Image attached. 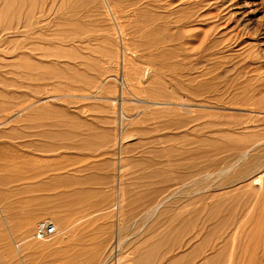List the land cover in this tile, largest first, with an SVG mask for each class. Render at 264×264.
<instances>
[{"label": "rangeland", "instance_id": "1", "mask_svg": "<svg viewBox=\"0 0 264 264\" xmlns=\"http://www.w3.org/2000/svg\"><path fill=\"white\" fill-rule=\"evenodd\" d=\"M162 2L0 0V264H264V0Z\"/></svg>", "mask_w": 264, "mask_h": 264}, {"label": "bare ground", "instance_id": "2", "mask_svg": "<svg viewBox=\"0 0 264 264\" xmlns=\"http://www.w3.org/2000/svg\"><path fill=\"white\" fill-rule=\"evenodd\" d=\"M162 4H161V8L165 9V12H166V15H168L170 17V22H171V25H172V28H174L172 31H174L175 33L178 32V27H179V18L176 16L177 14L180 13V7H178L176 4L178 2V0H162ZM249 2H252V1H249ZM175 5H176V8H175ZM249 13H253V11H250ZM235 14V13H234ZM236 23H238V21H236ZM246 24L243 25V27L245 26ZM167 29V28H166ZM135 35L136 31H133ZM165 34H164V39H167L168 38V35L166 33L169 34V31L168 30H165L164 31ZM253 34H257V32H254ZM262 42H258V45H260ZM166 52L167 50H165L164 52V56L166 55ZM171 52L169 51L168 55L170 54ZM165 59V58H164ZM167 60L165 59V65H167ZM264 65H257L255 66L254 68V74L253 77L254 79L256 80H260L262 79L263 77V74H261L259 71H261L263 69ZM148 73H152L153 72V69L152 67H148L147 69ZM263 83V82H262ZM263 87H264V84H263ZM257 89L258 90H261V85L257 86ZM251 100V96L250 98H248V100ZM249 100V101H250ZM191 110V107L188 108V111ZM233 153L234 155L236 153H238V161H236L234 163L233 166L227 168L226 170H223V171H220V172H217L219 173L218 177L228 173L233 167H235L236 165H238L240 162L242 161H245L248 159L247 161V169L250 168V167H253L255 165V162L256 161H259L258 159L260 158H264V139H255L253 141H250V142H246L244 145H242L240 148L236 149V150H233L230 152V154ZM13 163V162H12ZM241 175V174H239ZM209 176V175H208ZM213 176V175H212ZM217 176V175H216ZM241 178V177H240ZM240 180V179H239ZM249 180L248 183H247V189L253 191V193H256L258 191H264V170H261L258 172V174H256L255 176H252L251 178L247 179ZM161 205L158 204L154 210H153V213L156 212L159 207ZM61 222L60 220H57L56 219V222H55V227H56V230H60L61 228ZM33 225H34V221H26V222H22L21 224V227H23V232L25 235H28L32 228H33ZM34 239V238H33ZM38 241V240H37ZM35 242V243H32V244H29L31 246V248L33 247H40L42 244L41 241L39 242ZM43 243L45 242L42 241ZM40 243V244H39ZM3 251H7V252H10L12 247L8 244H4L1 248ZM148 257V256H147Z\"/></svg>", "mask_w": 264, "mask_h": 264}, {"label": "built area", "instance_id": "3", "mask_svg": "<svg viewBox=\"0 0 264 264\" xmlns=\"http://www.w3.org/2000/svg\"><path fill=\"white\" fill-rule=\"evenodd\" d=\"M57 234L56 227L53 222L44 220L40 223H38L34 238L41 241H46L54 238Z\"/></svg>", "mask_w": 264, "mask_h": 264}]
</instances>
